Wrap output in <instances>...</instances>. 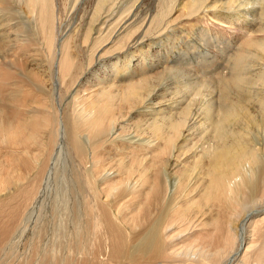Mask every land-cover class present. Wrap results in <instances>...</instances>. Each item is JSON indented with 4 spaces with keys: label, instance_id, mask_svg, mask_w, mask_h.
I'll list each match as a JSON object with an SVG mask.
<instances>
[{
    "label": "bare ground",
    "instance_id": "obj_1",
    "mask_svg": "<svg viewBox=\"0 0 264 264\" xmlns=\"http://www.w3.org/2000/svg\"><path fill=\"white\" fill-rule=\"evenodd\" d=\"M0 58L5 214L67 178L41 263L264 264V0H0Z\"/></svg>",
    "mask_w": 264,
    "mask_h": 264
},
{
    "label": "rangeland",
    "instance_id": "obj_2",
    "mask_svg": "<svg viewBox=\"0 0 264 264\" xmlns=\"http://www.w3.org/2000/svg\"><path fill=\"white\" fill-rule=\"evenodd\" d=\"M20 10L21 9H19V12L22 11ZM179 13L180 12L178 11L174 12L172 19L176 18L179 15ZM209 16L211 15L203 13L202 15L196 16L191 20L181 21L176 27V32L181 33L182 30H184V28L188 29L189 27L210 29L211 31L218 32L219 35H224L225 36L224 38L228 40L230 39L229 41L231 42H234V40H238L239 42H242L244 39H246V37H251L250 36L251 33L248 32L246 28H242L241 26H239L241 25L239 24L240 22L238 23L235 22L233 24H230V22L222 21L223 23L222 22L218 23L214 21L216 19ZM23 65L24 64H20L17 60L15 65H11L10 61H8L7 59L0 58V74L5 76V81L3 82V87L5 90H8L11 84L17 82V80H15V77H17L16 76L17 71L21 72ZM61 161L64 162L62 158L60 159V163ZM62 164H60L59 166L63 167L64 165ZM59 166L57 167L59 168ZM58 172L57 174L59 175V173L62 172V170L60 169V172L59 173ZM52 177H50L48 182H46V184L44 183L43 185L44 187H42V191L39 194L40 195L39 198L41 200L38 198L36 201H34L36 203L31 204L29 206V209L27 210L26 214L23 215V218L21 220H19V218L15 216V215L18 216V214L14 213L15 211L13 212L14 214L12 213L13 216L8 218V216L5 214V210H6L5 202H0V264H22L23 260L26 259H28L27 264H47L45 260L41 263V258L38 257L40 254H42V252L40 251V249H37V247L40 245V242L43 241L44 239L41 234V230L44 229L46 231L47 234L46 236L47 238H50V240L54 237L55 233H54V229L52 228H54V225L57 222L61 226L65 224L66 222L65 218L67 216V208L64 206H67L69 203L68 200H70L67 199L68 195L65 189L67 185V178L65 177V173H64V177L66 179V182L62 176L61 178L60 177L57 178L55 175V179L54 178L52 179ZM58 179L60 180V182ZM47 187L49 188V191ZM0 190H2V185H0ZM55 196L57 197L55 198ZM53 202L57 204L56 207L58 214H55V210H54L55 205ZM260 225H258L259 227L257 226V229H261L264 226V223H262L261 226ZM14 227H16L20 231L16 233L15 235L16 237L9 244L8 248L4 247L3 250V244L6 240V236L8 235L7 232H9V230H11ZM56 232H58V230ZM54 239L52 241H54ZM37 250L40 254L37 253ZM63 253L64 252L62 251H56V253H54L55 254L54 256L57 255L58 257H60L65 254ZM64 258L65 259H63V261L60 264H67V254H65ZM35 259H37V261H34Z\"/></svg>",
    "mask_w": 264,
    "mask_h": 264
}]
</instances>
